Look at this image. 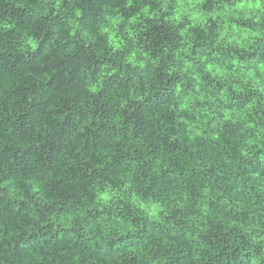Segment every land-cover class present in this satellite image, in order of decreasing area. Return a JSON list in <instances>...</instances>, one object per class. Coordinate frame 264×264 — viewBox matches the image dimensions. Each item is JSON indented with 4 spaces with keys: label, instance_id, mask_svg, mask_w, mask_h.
Wrapping results in <instances>:
<instances>
[{
    "label": "clouds",
    "instance_id": "clouds-1",
    "mask_svg": "<svg viewBox=\"0 0 264 264\" xmlns=\"http://www.w3.org/2000/svg\"><path fill=\"white\" fill-rule=\"evenodd\" d=\"M0 264H264V0H0Z\"/></svg>",
    "mask_w": 264,
    "mask_h": 264
}]
</instances>
